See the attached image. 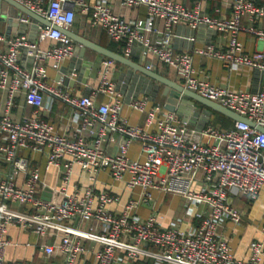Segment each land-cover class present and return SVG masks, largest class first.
I'll list each match as a JSON object with an SVG mask.
<instances>
[{"label": "built area", "instance_id": "obj_1", "mask_svg": "<svg viewBox=\"0 0 264 264\" xmlns=\"http://www.w3.org/2000/svg\"><path fill=\"white\" fill-rule=\"evenodd\" d=\"M13 1L46 19L52 27L24 17L19 19L21 23L37 26V42L25 35H0V92L6 96L0 113V163L10 170L8 177L0 178V264H30L6 262V252L12 245L8 235L14 227L32 231L38 238H45L52 230L61 232V242L42 246V251L47 258L59 253L63 264H117L120 251L131 260L149 256L167 264H264L262 243L250 245L248 259H237L218 234L225 222L242 221L241 212L229 202L231 197L256 201L264 193V133L257 130L264 128V89L233 93L213 86L197 77L192 55L177 54L172 47L176 26L192 30L205 27L227 34V46L217 49L209 45L195 54L221 61L231 73L248 68L264 74V6L257 0H232L231 17L217 19L205 15L201 5L189 10L175 0H120L124 7L147 9L145 20L126 21L112 13V0H97L94 5L85 0ZM78 12L90 15L92 28L122 45L126 59L130 60L134 47L139 46L143 58H155L175 71L185 89L247 119L255 128L235 122L230 130L213 125L199 130L164 106L150 107L146 97L130 99L128 106L146 119L145 127L131 126L122 117L123 97L111 80L117 63L109 59L102 63L98 87L87 97L78 98L64 90L63 80L50 83L47 66L59 70L74 57L76 44L61 31H71ZM241 34L257 38L263 48L247 54L239 41ZM47 40L54 45L41 49L40 43ZM23 54L32 62L29 69L20 63ZM72 77H77L76 70ZM100 96L109 102L97 105ZM20 97L33 113L16 120L13 110ZM47 97L75 112L82 125L80 136H62L43 119ZM108 133L126 139L115 156L103 147ZM131 143L140 144L143 161L129 158ZM24 151L44 155L46 171L59 169L66 162L60 202L41 198L45 185L40 171L30 169L29 161L21 156ZM75 168L88 172L91 179L109 171L112 179L127 190H141L140 198L130 202L120 216L114 215L108 206L116 200L106 194L95 197L92 192L85 196L67 192ZM17 174L25 177L23 187L16 184ZM154 191L180 197L187 206L206 207L208 212L200 227L188 233L175 226L163 229L154 218L142 221L136 217L138 208L153 201ZM75 222L79 225H70ZM92 241L101 248L90 263L83 259ZM145 244L159 253L142 249Z\"/></svg>", "mask_w": 264, "mask_h": 264}, {"label": "crops", "instance_id": "obj_2", "mask_svg": "<svg viewBox=\"0 0 264 264\" xmlns=\"http://www.w3.org/2000/svg\"><path fill=\"white\" fill-rule=\"evenodd\" d=\"M87 4L94 5L97 0H85ZM232 0H180L187 9H195L201 5L203 13L212 18L229 19L231 17L230 3ZM258 5L264 4V0H257ZM112 13L126 21L145 20L147 18V9L145 7L128 8L124 7L120 0H112L110 3ZM18 13L7 5L0 7V35L14 37L25 35L32 42H37L39 30L35 24H23L20 21L11 24V19L16 20ZM20 16L19 19H23ZM162 28L161 23H156ZM71 31L89 42L107 49L109 51L114 42H112L105 32L100 29L92 28L90 24V15L77 13L74 25ZM174 39L172 47L177 54H190L193 56V67L198 78L206 80L211 85L227 89L233 93H257L264 89V74L244 68L238 72L231 73L224 64L216 59L206 58L194 53L196 50L203 49L209 45L217 49H224L227 46V34L217 33L205 27H199L192 30L184 25L176 26L173 29ZM156 39V38H154ZM194 39L195 41H192ZM239 41L247 54H253L263 48V44L257 38L247 34H241ZM54 45L52 41L40 43V48L47 50ZM80 47L76 45L74 57L67 60L59 70L47 66V75L50 83L63 80V89L82 98L89 96L99 85V71L106 58L97 53L86 50L84 59L76 57V50ZM133 62L145 68H150L152 72L167 78L168 80L183 86L182 78L173 70L161 64L155 58H143L141 48L135 46L132 57ZM21 65L29 69L32 65L30 59L25 54L21 55ZM77 71V77H72L73 71ZM116 85L117 91L122 95L124 108L122 117L126 119L131 126L145 127V117L133 111L128 103L131 98H147L150 101V107L155 105L164 106L167 104L168 97L164 95L165 88L159 84L144 78L139 74L132 73L129 69L117 65L111 77ZM6 96L0 92V113L3 112ZM97 105L109 102L105 96L97 99ZM178 110L175 112L180 118L191 122L193 128L202 129L208 126L213 120L216 127L220 125L215 123L214 115H207L205 109L194 105L191 102L180 100ZM33 109L24 103L22 97L16 100L13 110V118L21 120L30 117ZM43 119L55 127L58 134L72 139L80 136L82 125L79 123L75 112L60 101H52L46 98L45 108L41 112ZM234 124V122H233ZM232 129V128H231ZM154 131V128L150 129ZM85 134V133H83ZM1 140V139H0ZM126 141L119 135L107 134V141L104 144V150L107 154L115 156L119 153L120 145ZM21 156L29 161L30 169H37L41 174V183L45 185L41 192L43 198L44 190L50 189V198L55 202L62 200L60 191L63 189V174L66 171V162L61 164L59 169L46 171V158L39 153L24 151ZM129 158L134 161H143L139 143H131L129 149ZM9 167L5 163H0V178L8 177ZM16 184L23 187L25 184L24 175H15ZM200 187H202L200 185ZM69 194L80 193L85 196L92 192L95 197L106 194L116 201L108 206V209L117 216H120L125 207L132 201L140 198L141 190L129 191L122 183L115 182L109 171H102L97 177L91 179L88 172L75 168L67 187ZM153 201L149 205L142 206L135 211V216L142 221H148L151 218L156 219L157 224L163 229H169L173 226L184 232H194L202 224L208 209L203 206H187L182 198L166 195L159 191L152 192ZM229 202L236 207L242 215L240 224L225 222L218 228V234L225 239L232 249L237 259H248L250 256V245L253 242H260L264 245V236L262 228L264 226V193H261L256 201H251L247 197H231ZM15 210L25 212L24 208L14 207ZM70 225H79V222ZM96 226V225H95ZM98 234V233H97ZM8 239L11 246L6 252L7 263L28 262L30 264H63L62 255L56 253L53 257L47 258L42 251V246L57 245L61 242L62 233L52 230L45 238L36 237L32 231H24L17 227L10 229ZM29 245V246H28ZM88 255L83 259L90 263L94 262L95 253L101 248L97 242L87 244ZM142 249L158 254L159 251L145 244ZM117 264H167L154 257L141 256L137 259H129L126 253H118Z\"/></svg>", "mask_w": 264, "mask_h": 264}, {"label": "water", "instance_id": "obj_3", "mask_svg": "<svg viewBox=\"0 0 264 264\" xmlns=\"http://www.w3.org/2000/svg\"><path fill=\"white\" fill-rule=\"evenodd\" d=\"M3 5H7L11 7L13 10H15L18 13V18L16 20L11 19L10 21L11 24H15L16 22L18 23L19 17L24 16L32 20V22L42 25L43 27H47V28L52 27V24L49 23L46 19L39 17L35 13L19 5L13 0H0V7H2ZM61 32L67 35L71 40L74 41V43L78 47H80L79 50L78 49L76 50L75 53L76 57H80V59H84V52L86 50L93 51L106 59L115 61L117 64L129 69L132 73L139 74L144 78H147L148 80L153 81L159 84L160 86L164 87L165 88L164 95L168 97V101L167 104L165 105V109L170 113H175L178 110L179 107L178 104L180 100H183L185 102H191L194 105L203 107L206 110L208 116L212 115V113H216L234 123L235 122L246 123L249 124L251 127L255 128V125L249 122L247 119L242 118L236 115L235 113L230 112L229 110L221 107L220 105L211 102L207 99H204L195 93L190 92L189 90L185 89L182 85L174 83L168 80L167 78L162 77L157 73L152 72L141 65H138L132 60L126 59L125 57L118 55L112 51L101 48L89 42L88 40L79 37L78 35L74 34L72 31H61ZM257 130L260 131L261 133H264V128H257ZM50 193H51L50 189H45L42 199L49 202L51 200Z\"/></svg>", "mask_w": 264, "mask_h": 264}, {"label": "trees", "instance_id": "obj_4", "mask_svg": "<svg viewBox=\"0 0 264 264\" xmlns=\"http://www.w3.org/2000/svg\"><path fill=\"white\" fill-rule=\"evenodd\" d=\"M175 1H177V2H180V0H175ZM262 6H264V4H262V3H260ZM122 45H120V44H116V43H113V45L111 46V48H110V50L112 51V52H114V53H116V54H118V55H123L122 54ZM118 66H119V64H117ZM198 106V105H197ZM201 109H204L203 107H201V106H199ZM214 113H212V115H213ZM215 123L216 124H218V125H220V129H223V130H230L232 127H233V122L232 121H230V120H228V119H226V118H222V116L221 117H219L218 116V118H216V120H215ZM208 125H213V126H215V124L213 123V120L212 121H210L209 123H208ZM216 127V126H215ZM217 128H219V127H217Z\"/></svg>", "mask_w": 264, "mask_h": 264}, {"label": "rangeland", "instance_id": "obj_5", "mask_svg": "<svg viewBox=\"0 0 264 264\" xmlns=\"http://www.w3.org/2000/svg\"><path fill=\"white\" fill-rule=\"evenodd\" d=\"M213 115H214V116H213V117H214V120H216V118H218V116L221 117L220 115H218V114H216V113H214ZM222 118H223V117H222Z\"/></svg>", "mask_w": 264, "mask_h": 264}]
</instances>
